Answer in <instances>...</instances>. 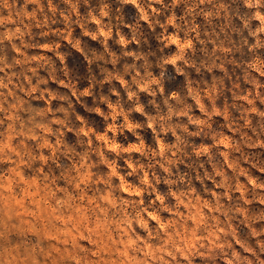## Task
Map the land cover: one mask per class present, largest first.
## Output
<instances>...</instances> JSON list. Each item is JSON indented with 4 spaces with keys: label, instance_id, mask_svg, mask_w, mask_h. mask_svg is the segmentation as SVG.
Wrapping results in <instances>:
<instances>
[{
    "label": "rangeland",
    "instance_id": "obj_1",
    "mask_svg": "<svg viewBox=\"0 0 264 264\" xmlns=\"http://www.w3.org/2000/svg\"><path fill=\"white\" fill-rule=\"evenodd\" d=\"M0 264H264V0H0Z\"/></svg>",
    "mask_w": 264,
    "mask_h": 264
}]
</instances>
